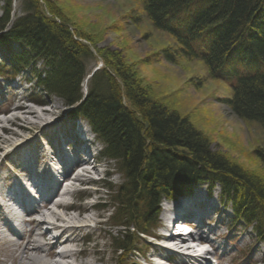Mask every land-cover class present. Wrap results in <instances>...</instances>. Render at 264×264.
<instances>
[{
  "label": "trees",
  "instance_id": "obj_1",
  "mask_svg": "<svg viewBox=\"0 0 264 264\" xmlns=\"http://www.w3.org/2000/svg\"><path fill=\"white\" fill-rule=\"evenodd\" d=\"M136 1L144 6L155 29L179 30L187 33L190 42L204 39L203 58L210 77L232 87L225 104L264 133V0ZM0 3L1 75L9 70L13 78L29 70L37 91L29 96L30 102L46 106L49 98L61 99L69 109L68 117L87 122L103 144L102 157L115 161L125 178L114 196L115 227L123 228L113 239L119 257L130 255L134 245L156 228L162 199L190 193L199 183L209 189L218 185L235 224L264 243V173L243 172L212 153L206 137L187 118L151 101L113 53L93 48L102 68L90 77L83 96L86 64L93 58L83 41L90 43V39L73 32L47 0H20L23 15L12 22L13 0ZM194 4L199 7L187 13ZM172 20L176 26H170ZM14 47L18 53L12 52ZM164 55L173 61L172 55ZM253 155L264 167V141Z\"/></svg>",
  "mask_w": 264,
  "mask_h": 264
},
{
  "label": "rangeland",
  "instance_id": "obj_2",
  "mask_svg": "<svg viewBox=\"0 0 264 264\" xmlns=\"http://www.w3.org/2000/svg\"><path fill=\"white\" fill-rule=\"evenodd\" d=\"M47 2L63 19L70 23L73 32L77 31L90 39V43L83 42L92 51L94 48L110 54L113 53L116 61L119 62L118 64H121L123 68H128L130 73L135 75L140 86L147 90L151 101L187 118L189 123L206 137L212 153L222 155L243 172L256 175L264 173V167L256 161L253 155L257 149L263 146V130L255 123L239 119L225 104V101L232 96V87L224 80L210 77V70L203 58L205 41L202 37L190 42L187 33L179 30L163 32L155 29L147 19L144 6L136 0H47ZM1 6L2 4H0V16L2 15ZM197 7L199 4L190 6L187 13H192ZM11 13L12 21L23 15V11L20 10V0H13ZM176 24V20L170 22V26H176ZM12 52L18 53V49L14 47ZM164 52L172 55V62L166 58ZM101 68V60L93 51V58L86 64V77L81 84V92L85 94L88 91L90 77L94 71ZM30 76V72L27 70L23 72L22 76L8 84L9 70L4 71L3 75L0 73V113L3 114L0 115V126L8 128L11 133L21 134L23 139H28L30 135L21 133L18 129L19 126L32 129V133L37 132L36 128L27 125L22 119L15 120L16 116L18 118L25 117L29 121L34 120L28 115L25 116L14 111L18 105H23L38 115H41V111L45 112L43 116L50 122L56 121V124L37 133L35 140L15 152H11L12 148L2 141L13 139L12 142L18 143L17 138L0 131V198L2 199L7 195V192L17 186L18 178L23 181L27 180L26 177L31 178V172L27 168L36 165V161L39 165L41 164L42 161L39 162L34 157L40 155L43 149H49L53 154L59 155L61 159L60 147L62 144L69 148L68 151L71 150L72 152L73 149L68 146L69 139H71L69 138L71 136L69 125L72 124L69 123L67 117L69 109L61 99L56 97L47 99L46 106L27 103L26 99L37 92L31 88L33 82L29 80L31 79ZM28 81L32 83V86ZM8 119L15 120V123H6ZM101 148H103V144L99 142L98 149ZM7 153L9 154L7 155ZM73 154L75 153H72L71 156ZM87 172V177L91 179V185H88L87 189L96 192L88 198L85 197V199L83 196L81 207L89 209L84 211L83 215L79 213L80 216L78 217H84L88 220L100 215L98 218L100 225L95 239L89 244L92 251L88 259H83V261L87 260L88 264H152L151 260L157 261L159 256L165 254L170 255V263L166 261L168 264H178V262L184 261L188 264L195 263L192 258L182 257L176 252L160 248L158 245H166L161 241L157 242V240L151 239L152 236L160 234V231H156V229L149 231V237L143 236L137 244L135 243V253H130L126 258L119 257L115 253L113 239L117 237L119 232L123 231V228L115 227L116 219L114 216L117 211V201L114 196L115 191L124 184L125 178L118 170L115 161L102 158V156L99 159V164L95 168L90 167ZM105 173H107L106 177L103 176ZM104 187H108L107 190L110 191H105ZM197 187L204 189L206 186L205 183H199ZM201 191L204 190L201 189ZM213 193L212 204L220 208L221 214L210 215V219L213 218L214 221L218 222V224L212 223V228H215L217 236H212V238L215 237L216 255L211 258L215 263L211 264H264V243H258L247 228L232 223L233 220L229 219L231 216L229 204L219 206L217 203V197L220 196L219 189L215 187ZM201 194H205V192ZM95 203L100 206L96 208ZM173 203L175 202L168 198L161 201L157 227L163 222L167 224L164 208H171L174 211L183 208L178 204L176 209L177 203ZM185 208L193 212L196 210L192 221L198 219L195 204L194 206L188 204ZM203 211L205 210L199 211V213ZM5 213V210H0V232L6 224ZM66 213L76 215V213ZM188 220L190 219L188 218ZM128 222L135 225L136 228L134 220L129 219ZM29 228V226H24V233ZM167 230L170 231V229ZM1 236H3L2 233H0ZM36 240L37 244H43L41 238L36 237ZM17 241L18 239L14 243ZM14 243L0 241V264H18L16 257L20 250L16 251L17 248ZM167 245L174 246V248L180 246L175 242ZM63 248L58 247L56 251L58 252ZM40 255L39 253L34 254L35 257H40ZM53 261L65 263V261L60 262L59 259ZM68 262L71 261L68 260Z\"/></svg>",
  "mask_w": 264,
  "mask_h": 264
},
{
  "label": "bare ground",
  "instance_id": "obj_3",
  "mask_svg": "<svg viewBox=\"0 0 264 264\" xmlns=\"http://www.w3.org/2000/svg\"><path fill=\"white\" fill-rule=\"evenodd\" d=\"M2 4V3H0ZM3 5V4H2ZM1 13H2V6H1ZM12 14V13H11ZM2 16V15H1ZM0 16V17H1ZM12 16V15H11ZM10 21L12 22V17H10ZM40 63L37 64V69H39ZM237 70V69H236ZM225 72V71H224ZM14 111L20 112L22 115H28L33 121H29L27 118H22V117H15V120H21L26 123L27 125L33 126V128L37 129V132L32 133V129H27L26 127H18V129L21 131V133H27L29 136L28 139H23V136L19 133H11L9 132V129L0 126V131L4 134H9L15 138H17V142H12L13 139H4L2 143H7L9 147L12 148L11 152H15L16 150L27 146V144L37 138V133L43 132L46 129L51 128L53 125H55V122H50L47 120V118L43 115H45V112L41 111V115H38L35 111L29 110V108L23 106V105H18L14 108ZM15 120L13 119H8L6 120V123L9 124H14ZM1 123V121H0ZM1 139V136H0ZM9 153H7L8 155ZM6 155V156H7ZM41 155H38L36 157L39 162L41 161ZM88 161L87 159H80L78 162H86ZM61 169H68V173L65 176V179L67 181H74L79 183H88L91 182V179L87 177L88 172L85 171L84 175H75L73 173V168L70 169L69 163L63 160L58 161V163ZM73 166V164H71ZM26 172L25 170H23ZM71 184V185H74ZM61 184L57 182V186L59 187ZM96 191H85L82 196L89 197L93 194H95ZM70 196V192L68 189H61L60 192H58L57 198L59 197L60 200L58 202H53V198L50 196L46 203L41 207L38 206L36 208L34 216L39 215L40 218L36 220H32L31 218H28L25 220V224L30 227L26 233H22L21 235H18V241L14 243V246H16V251L20 250L18 252L19 254L17 255L16 259L18 261V264H61L58 263L57 261H53L54 259H59L62 261H65V263L62 264H88L87 260L83 261V259H88L92 247H90V243H92L93 239H95V236L97 234V231L99 230V222L98 218H100V215H96L94 217L89 218L88 220L83 218H79L80 214L72 215V214H64L60 215L57 214L55 211H51L50 209L53 207L55 210L60 211V209H63V200L65 197ZM56 198V199H57ZM163 200V199H162ZM161 200V201H162ZM50 202V203H49ZM161 204V202H160ZM159 204V207H160ZM192 204H190L191 206ZM94 206L98 208V203H95ZM194 206V204H193ZM92 208V206H90ZM105 208V206H104ZM224 209L226 207H223ZM48 211V218L52 221H57L60 222L62 225L60 226H54L52 224H47L46 217L44 216L45 214L40 213L42 210ZM89 208H83L81 207L82 211H88ZM181 209V208H180ZM195 209V208H194ZM166 208H164V211ZM204 210V209H202ZM188 211V217L190 216V211ZM186 209L183 211V213H179L178 216L174 217V220L179 219L180 221V226L182 228L183 224L189 223L188 220L183 218V216L187 213ZM206 211L210 212L211 216L217 215L220 213V209L218 208H211L208 207ZM193 212V211H192ZM202 215L204 217V222L201 223V229L206 230L209 235H217V232L215 231V228H212V223L213 224H218L217 221H214L213 218L210 219L209 215L203 211ZM181 218V219H180ZM93 225V226H92ZM163 225V223H162ZM210 226V227H209ZM218 226V225H217ZM191 228L194 230L197 229V225H194L191 223ZM209 227V228H208ZM45 228V229H43ZM188 230V229H186ZM52 231H58V236L53 239L50 238L51 232ZM171 233V232H170ZM204 233V232H203ZM82 234V235H81ZM173 234V233H172ZM253 234V232H252ZM81 235V236H80ZM37 238H41L43 241V244H37ZM79 237V238H78ZM179 235L173 234L168 238V241L170 242H175L180 245V247L175 248L181 254L180 256H185L192 258L195 263L193 264H211L214 262L213 259L215 254L214 249L211 250V254L207 251V259L205 260V263L200 262L201 259H203L202 254H199L197 257H192L193 250L192 248H189V243H198L200 246H205V244H211L213 248H215V245L210 241L204 234H196L192 236H188L187 239H182L179 238ZM204 239H203V238ZM194 241V242H193ZM69 245V247H64L66 245ZM58 247H64L60 251H56ZM176 247V246H175ZM174 250V251H177ZM199 251H203L202 248H199ZM39 253L41 254L40 257H35L34 254ZM94 254V253H93ZM43 255V256H42ZM213 256V257H212ZM210 257V258H209ZM167 260H170L169 256H166ZM188 259V258H187ZM71 261V262H68ZM163 263H166V260H162ZM215 263V262H214ZM178 264H188L186 261L184 262H178Z\"/></svg>",
  "mask_w": 264,
  "mask_h": 264
}]
</instances>
